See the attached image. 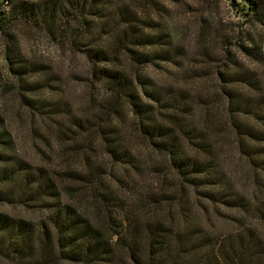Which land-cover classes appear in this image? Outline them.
I'll return each mask as SVG.
<instances>
[{"label":"trees","instance_id":"16d2710c","mask_svg":"<svg viewBox=\"0 0 264 264\" xmlns=\"http://www.w3.org/2000/svg\"><path fill=\"white\" fill-rule=\"evenodd\" d=\"M2 1L0 30L27 24L81 54L97 97L75 113L65 100L18 94L51 130L57 168L15 155L0 115V201L42 212L37 221L0 212V261L264 264V96L253 74L163 84L147 70L182 55L135 13L110 14L102 0ZM6 60L19 83L33 69ZM246 181L250 192L238 187Z\"/></svg>","mask_w":264,"mask_h":264},{"label":"rangeland","instance_id":"374dc122","mask_svg":"<svg viewBox=\"0 0 264 264\" xmlns=\"http://www.w3.org/2000/svg\"><path fill=\"white\" fill-rule=\"evenodd\" d=\"M102 3L110 14L127 9L159 33L171 37L173 47L182 57L175 59L177 64L147 70L158 82L188 88L191 83L186 80L202 73L246 70L258 80L264 96V0H102ZM7 13L6 2L0 0V14ZM6 55H13L26 68L33 67L20 83L8 74ZM87 70L81 54L58 43L45 30L23 23L0 30V115L3 129L13 140L15 155L33 166L60 165L51 130L38 117L30 118L20 105L18 94L33 99L65 100L73 112L80 113L88 106L89 97H97L95 87L87 80ZM201 83L206 88L215 86L210 79ZM26 86L37 90L23 92ZM68 161V167L78 166L77 159ZM238 187L251 191L248 181ZM0 212L31 221L42 218L36 206L27 208L4 200L0 201Z\"/></svg>","mask_w":264,"mask_h":264}]
</instances>
